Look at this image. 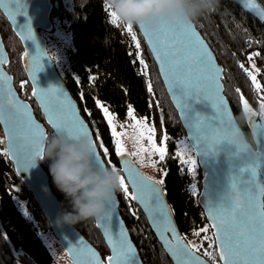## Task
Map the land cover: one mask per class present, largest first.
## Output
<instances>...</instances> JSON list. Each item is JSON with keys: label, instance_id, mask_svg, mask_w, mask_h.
<instances>
[{"label": "trees", "instance_id": "16d2710c", "mask_svg": "<svg viewBox=\"0 0 264 264\" xmlns=\"http://www.w3.org/2000/svg\"><path fill=\"white\" fill-rule=\"evenodd\" d=\"M50 1L53 4L50 15L53 28L50 32L40 31V33L48 44V37L52 36L54 30V20L57 19L60 26H64L66 20L69 21L66 28L71 33V45L66 51V59L61 68L54 61L48 48L47 50L64 86L73 97L81 116L90 128L93 139H102L109 148V156L105 157L97 143V150L105 165H115L120 171L123 159L116 156L112 150L110 131L102 111L96 105V100L108 106L111 112L117 115L118 122L126 120L128 105L133 107L136 116L146 117L148 120L160 113L164 131L169 138L166 141L165 160L156 161L159 169L165 171L163 184L160 186L181 237L188 245H196L197 247L192 249L210 264H220L215 243L209 247V241L204 240L205 236H213V234L205 212L198 201L201 189V170L197 164L193 172L181 161V157L176 156L178 142L186 138V134L165 91L156 64L136 25L133 26V30L140 42V51L147 65L146 70L139 62L136 55L137 50L130 35L126 32L125 24L121 21L115 24L111 22L110 9L106 7L107 0H71L69 8H65L63 0ZM257 1L264 10V0ZM193 23L223 69L224 94L232 107L235 118L245 113L241 96L264 118V110L260 111V103L264 98V21L259 22L243 12L231 0H220L215 12L201 16ZM0 35L9 57V64L5 68L13 77V84L18 95L30 103L35 117L46 126L48 138L54 132L45 124L40 109L32 98V87L24 70L22 45L1 11ZM251 53L258 65L259 71L256 76L262 90H257L247 73L240 68V64L248 68ZM149 84L151 85L150 90ZM241 123L246 131H250L248 119ZM97 132L99 137L96 135ZM192 153L194 154L193 150ZM109 159L111 165L108 164ZM39 163L48 176L50 188L60 206L61 202L67 206L63 194L53 184L49 173L50 161L42 159ZM116 194L119 201V212L143 264H173L151 232L142 210L133 200L126 198L121 189ZM5 198L16 199L24 204L28 213L24 220L33 235L38 232L53 234L32 195L16 176L13 165L5 154L1 135L0 202L3 203ZM73 226L100 253L102 258L109 254L94 220L81 221ZM205 227H209L208 232H201L200 236L193 235L194 231ZM206 252L211 255H205ZM0 264H37L27 253L13 250L1 221Z\"/></svg>", "mask_w": 264, "mask_h": 264}, {"label": "water", "instance_id": "95a60500", "mask_svg": "<svg viewBox=\"0 0 264 264\" xmlns=\"http://www.w3.org/2000/svg\"><path fill=\"white\" fill-rule=\"evenodd\" d=\"M231 1L238 5L243 12L259 22L264 21V10L257 0ZM52 9L53 4L50 0H23V3L15 7L10 3L0 7V11L9 22L13 33L18 37L22 45L24 51V70L32 87V98L40 109L45 124L54 133H57L48 123L45 108L41 106L42 103L50 107L55 106L57 114L63 116L64 112L62 109L67 108L70 102L75 106L76 114L80 119L83 121L84 119L73 97L57 73L54 62L49 56L46 40L40 33V31L50 32L53 28L50 20ZM9 12L12 13V18H9ZM190 24L202 42V49L207 53L206 59L210 61L215 85L210 90L204 84L199 83V71L196 67H193L186 76L180 78L185 81L182 87L186 90V94L181 92L180 86L173 82L170 74H166L162 70L161 64L157 60L152 46L148 43V38L145 36V29L150 32L156 31L160 36H163V33L158 31V27L152 28L144 24L143 27L141 25H136V27L150 51L165 91L178 114L188 143L196 156L197 164L202 173L198 201L205 212L208 224H213V221L209 218L210 210H213L214 214V210L221 207L232 211L239 222L246 223L254 216L256 211L264 209V118L258 113L248 115L249 130L259 143L260 150L255 156L250 157L235 152L232 146L224 139L219 141L222 148L219 156L212 155L208 148L206 149V141L208 138L214 137V130L223 135L224 126L229 123H236L237 121L232 107L224 94L222 82L223 69L218 64L213 51L196 29L194 23ZM25 25L31 28V39L29 40H25L21 35L22 31L25 35L27 34ZM8 64L9 57L0 35V74H2L0 75V102L4 104L5 116L12 115L15 111L8 104L9 100H14L18 104L28 105L27 115L24 109H19L15 113L14 121L7 125L12 130V143L15 146L21 142L19 140L20 137L30 135L26 127L29 118L36 124H39L46 133L47 129L35 117L30 103L18 95L13 84V77L5 68ZM34 88L40 93L39 97L33 96ZM9 89L13 95L9 94ZM221 101L223 102L222 106ZM225 111L227 115H225ZM85 124L87 125L86 122ZM88 129L93 139L92 132L89 127ZM0 130L3 134V147L5 150L9 148V143L4 123H0ZM6 155L13 165L16 176L32 195L36 205L44 215L51 232L67 254L71 264H97V257L99 264H108V257L114 254L117 256V259L113 261V264H143L138 249L131 239L128 228L119 212L117 194H115V201L111 205V219H104L106 213L104 216L94 220L95 226L100 232L109 252L105 258H102L100 253L73 225L66 224L59 227L55 224L54 220L61 206L50 188L48 176L39 163L40 159L36 158L35 166L28 171H24L17 163L15 156L12 155L11 150ZM131 166L136 172L147 177L137 165L132 163ZM123 169L124 164L121 162L120 172L125 177L130 192L134 191L132 182L128 179V173L123 171ZM137 182L139 183L138 177ZM45 186H47V190H45ZM157 187L160 189L162 201L159 208H155L151 201H149L151 211H147L139 201H133L142 210L151 232L168 259L173 264H198L199 261H203L204 264H210L208 260L192 248L188 249L191 255L184 250L188 244L181 237L162 187L160 185H157ZM210 228L213 234L216 229ZM173 229L175 230V235L181 239L177 240L173 238ZM121 231L126 236L127 244L131 246V252H127L126 249L124 251L120 250L119 233ZM109 236H111L113 242L116 244L115 253L113 252L112 245L109 243ZM69 242H71V245ZM215 246L220 264H227V261L220 256L221 246L218 243H215ZM69 247H75L78 251L70 253ZM93 253L96 254L95 257L92 255ZM193 257L197 259H193Z\"/></svg>", "mask_w": 264, "mask_h": 264}, {"label": "snow or ice", "instance_id": "6c2138e0", "mask_svg": "<svg viewBox=\"0 0 264 264\" xmlns=\"http://www.w3.org/2000/svg\"><path fill=\"white\" fill-rule=\"evenodd\" d=\"M12 4L13 7L23 3V0H0V7L5 4ZM106 7L110 9V19L112 23H117L120 19L117 17L116 13L111 10V6L106 4ZM9 18H12V13L9 12ZM15 22V21H14ZM126 32L130 35L131 41L134 43L137 50L136 55L139 59L140 64L146 70L147 65L143 60L142 53L140 51V42L137 39L136 33L133 30V25H124ZM143 27V24H141ZM27 29V34L21 32V35L25 40L31 39V28L25 25ZM158 31L163 33V36L157 34L156 31L150 32L145 29V36L148 38V43L152 46L155 52L157 60L161 64L162 70L166 74H170L173 82L180 86L181 92L186 94V90L182 87L185 81L181 80V77L186 76L190 69L196 67L199 71V83L204 84L208 89H212L215 85L214 73L211 70L210 61L206 59L207 53L202 49V42L198 34L193 29L190 23H169L168 21H161ZM258 55V53L256 54ZM252 57H249L251 60ZM240 68L247 73L250 77L253 85L257 90H262L261 85L257 81V76L244 66L240 64ZM259 71L258 69L256 70ZM2 75V74H0ZM149 90L151 85H148ZM239 91V90H237ZM9 94L11 90L9 89ZM33 96L39 97L40 93L34 88ZM243 101V107L246 113H250L251 109L248 106L246 100L241 96ZM8 104L15 110L12 115L5 116V107L2 102H0V123L6 125V133L8 135L9 148L5 149V154L10 150L12 155L15 156L17 163L24 171H28L35 166V159H44V141L47 138V133L41 128L39 124L29 118L26 123L28 132L30 133L27 137H20L21 142L13 146L12 143V130L7 127V125L14 121L15 113L19 109H24L27 115L28 105L18 104L14 100H9ZM97 107L102 111L103 118L107 123L110 131V138L113 145V152L116 156L123 159L124 169L123 171L128 173V179L132 182V187L134 191H129L128 184L126 183L125 177L121 175L120 177V189L123 194L129 200L139 201L141 205L147 211H151L149 206V201L155 208H159L161 205V192L157 185H162L163 180L154 181L150 177H145L142 174L136 172L131 164L132 162L127 159L128 155L137 157L140 162L144 161V154L147 153L149 157L153 154H158L159 161H164L166 158L167 146L166 141L169 139L166 134L162 136L161 145L158 146L156 142V128L149 124L147 118H139L135 114V110L131 105L127 106L126 120L130 123H117V115L110 111L109 107L103 104L101 101L96 100ZM223 102L221 101V106ZM42 107L45 108L47 114L48 123L58 132L62 133L71 138H79L81 136H87L91 147L95 151L96 162L100 167L105 166V162L101 159L100 152L97 151V143L102 150L105 157L109 156V148L104 144L102 139L93 140L90 136L89 129L85 122L80 119L76 114L75 106L70 102L67 108L62 109L64 112L63 116L57 114V109L55 106H47L43 103ZM262 110H264V98L260 104ZM91 115V113H89ZM225 115H227L225 111ZM120 129V130H118ZM126 129H130L135 134L136 139V149L131 153H128L127 148L124 144V137L127 136L128 132ZM99 137V133H96ZM214 137L220 141L224 139L223 135L218 131H213ZM199 139V137H198ZM147 140V145L144 141ZM207 149V146H206ZM206 154V153H205ZM184 155L183 152L176 153L177 158ZM150 163H155V161L149 160ZM183 163H190L193 168L192 171L195 172V160H183ZM108 164L111 165L109 159ZM115 170L117 169L115 165H111ZM137 177L139 178V183L137 182ZM259 207V206H256ZM135 215V212H133ZM209 218L213 221V224L209 227L215 228L216 231L213 236H205L204 240L209 241V247H212L213 243H218L221 246L220 256L227 261V264H264V209L255 212L254 216L246 223H241L237 220L232 211L225 208H217L210 210ZM104 219H111V212L104 216ZM209 227L200 229L199 231H194L193 235L200 236L201 232H208ZM173 238L181 239L175 235V230L173 229ZM107 234V230H106ZM120 236V250L131 252V246L127 244L126 236L121 231ZM71 245V242H69ZM109 243L113 247V252H116V244L113 242L111 236H109ZM202 246V245H201ZM196 245H186L185 251L188 252L189 248H196ZM78 251L75 247H69L70 253H76ZM191 255L190 252H188ZM94 257L95 253L92 254ZM205 255H211V253L206 252ZM117 259V256L110 255L108 257V264H113V261ZM193 259H197L193 257ZM97 264H99L97 257ZM198 264H204L203 261H199Z\"/></svg>", "mask_w": 264, "mask_h": 264}, {"label": "clouds", "instance_id": "9594fccd", "mask_svg": "<svg viewBox=\"0 0 264 264\" xmlns=\"http://www.w3.org/2000/svg\"><path fill=\"white\" fill-rule=\"evenodd\" d=\"M107 3L122 23L157 28L161 21L195 22L201 16L215 12L220 0H107ZM247 119L248 114L242 113L237 116L236 123L226 124L223 137L235 152L251 157L260 149L257 138L241 123ZM126 143L135 149L136 139L132 131L128 132ZM206 143L212 155H220L222 148L215 137L208 138ZM44 159L50 161L53 184L67 201V206L61 202L54 220L57 226L95 220L111 211L115 194L120 190L122 173L111 166L97 164L87 136L71 138L58 132L52 134L44 143ZM136 162L141 170L152 168L146 159L143 162L137 159ZM66 255L54 254V264H60ZM67 264L71 261L68 260Z\"/></svg>", "mask_w": 264, "mask_h": 264}, {"label": "rangeland", "instance_id": "374dc122", "mask_svg": "<svg viewBox=\"0 0 264 264\" xmlns=\"http://www.w3.org/2000/svg\"><path fill=\"white\" fill-rule=\"evenodd\" d=\"M63 4L65 8H69L71 5V0H63ZM69 21H65L64 26H60L58 24V20H54V30L52 32V36L48 37V44L47 48L49 49L54 61L57 63L58 67L61 68V65L64 63L66 59V51L68 47L71 45V33L68 28H66ZM252 57L251 60L248 59V69L253 71L256 75L258 65L256 63L255 58L253 57L252 53L249 57ZM261 104V103H260ZM249 108L251 109L248 115L259 113L258 110L253 109L250 104H248ZM244 108V107H243ZM261 108V107H260ZM111 111V110H110ZM245 111V110H244ZM262 112V109L260 110ZM246 113V112H245ZM139 117V116H137ZM139 118H146V117H139ZM149 121V124L155 126L156 128V142L157 145H161L162 136L165 133L160 113L153 115ZM117 123H130V121H123ZM120 130V129H118ZM127 132L131 131L130 129H126ZM0 131V136L3 134ZM147 140L144 141V144L147 145ZM166 143V142H165ZM124 144L127 148L128 153H131L136 149L131 148L126 143V137H124ZM188 141L186 138H182L178 142L177 153L183 152L184 155L181 157V161L187 160H195L197 166V159L196 156L192 153L190 146L188 145ZM133 164L137 165V157H133L131 155L127 156ZM144 159L155 161L152 164V168L141 170L138 168L151 179L158 181L163 180L165 171L163 169H159L156 164L158 159V154H153L151 157L147 153L144 154ZM190 169L193 166L190 163H185ZM10 199V200H9ZM5 198L3 203L0 202V221L2 223L3 229L5 234L7 235L10 243L12 244V248L15 252L20 253H27L30 255L37 264H54L53 256L54 254L63 255L65 252L61 248L60 244L56 240L53 234L50 232H38L37 234H32L30 229L27 227L24 218L27 217V211L24 207V204L20 203L16 199ZM68 257L66 255L65 260H62L60 264H67Z\"/></svg>", "mask_w": 264, "mask_h": 264}]
</instances>
